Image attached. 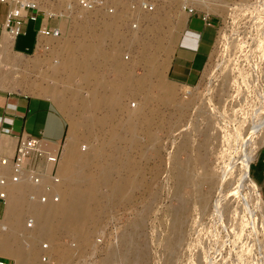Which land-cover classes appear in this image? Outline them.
<instances>
[{
	"label": "rangeland",
	"instance_id": "374dc122",
	"mask_svg": "<svg viewBox=\"0 0 264 264\" xmlns=\"http://www.w3.org/2000/svg\"><path fill=\"white\" fill-rule=\"evenodd\" d=\"M108 1L115 5L113 15L75 7L70 15L50 17L61 22V33L48 40V51L10 55L0 63V87L10 90L27 91L12 66L31 76L41 69L37 76L47 85L45 95L66 116L68 133L75 128L76 151L87 158L85 172L105 171L86 198L94 199L90 217L83 220L87 237L57 232V242L69 251L57 259L49 238L40 236L38 262L264 264V213L239 176L246 154L264 143V124L253 137L255 130L248 133L245 118L239 119L244 115L236 110L256 101L264 82V0H158L154 10L139 12L131 9L136 0ZM183 4L219 19L200 80L190 86L165 75ZM5 11L6 3L0 2V20ZM106 23L114 31L105 29ZM100 43L107 59L94 58ZM253 68L257 78L248 74ZM94 98L110 99L101 105L108 109L93 108ZM66 145L65 139L58 173ZM250 176L264 179L261 156L250 164ZM122 181L124 187L115 191L113 184ZM22 199L34 201L28 192ZM8 203L0 239L9 232L31 234L35 223L28 228L23 220L37 211L24 204L19 215L24 226L14 230ZM44 253L48 256L42 259Z\"/></svg>",
	"mask_w": 264,
	"mask_h": 264
},
{
	"label": "crops",
	"instance_id": "0c3cea01",
	"mask_svg": "<svg viewBox=\"0 0 264 264\" xmlns=\"http://www.w3.org/2000/svg\"><path fill=\"white\" fill-rule=\"evenodd\" d=\"M183 12V21L178 28L169 57L165 65V75L173 82L182 85H195L201 77V72L209 58V53L217 39L219 19L209 15V23L201 18L202 12ZM5 15L0 20V63L9 61L7 57L31 55L39 51L37 42L41 35L37 29L43 25L42 12L36 20L29 19L21 25V31L12 37L4 25ZM45 25H61L51 18L45 20ZM66 42H63V44ZM61 44V46L63 45ZM94 56L107 59L102 43ZM110 54V53H107ZM100 58V59H101ZM101 60H99L100 62ZM98 62V61H97ZM16 71L22 88L27 91L10 90L0 87V131L2 128L11 129L12 134H1L0 151L11 154L16 137L20 133L41 135L44 144L50 149H56L58 144L65 142L68 134V120L56 102L45 95L46 84L35 73ZM10 73V72H9ZM250 175V170H249ZM251 177V176H250ZM259 187L264 203V179L261 182L251 178Z\"/></svg>",
	"mask_w": 264,
	"mask_h": 264
},
{
	"label": "built area",
	"instance_id": "2783aa9c",
	"mask_svg": "<svg viewBox=\"0 0 264 264\" xmlns=\"http://www.w3.org/2000/svg\"><path fill=\"white\" fill-rule=\"evenodd\" d=\"M0 2L6 3L4 25L7 31L12 34V37L21 31V25L23 23L29 19L36 20L40 12H42L43 25L37 29L38 34L42 36H58L61 33L59 26L45 25L46 19L53 16L62 17L70 15L76 6L85 9L98 8L109 13L115 9V5L108 0H0ZM62 2L64 4L63 7H54L57 3ZM157 3L158 0H136L132 1L131 9L134 12L141 10L152 11L156 8ZM183 8L189 13L196 11L194 6L189 4H184ZM201 18L209 23L208 13H201ZM132 25H136L135 21L132 22ZM254 67L256 66L254 65ZM255 69L249 70L248 74L250 76L254 75L257 78L259 74ZM258 91L259 97L256 98V101L245 106L246 109H244L242 104H239L236 108L237 113L240 112L244 115H240L239 119L245 118L244 126L248 128V133L250 130H255L252 133L254 135L253 137L256 136V132L259 133L261 131L264 124V82H259ZM187 95V91L183 93L184 97ZM0 133L6 135L12 134L9 128H2ZM62 143L63 141L58 144L56 149H50L44 144L41 135L20 133L16 137L11 154L0 151L1 229L5 228V224L1 222V218L7 200V187L9 185L19 182L30 185L31 190L28 192V198L31 200H38L40 202H56L59 200L61 177L58 173V165L62 151ZM258 156H261L264 173V143L260 146L254 160ZM33 222V216L28 214L25 218L26 227H32ZM42 247H47L46 242L42 243ZM47 256L45 253L42 254V259H45ZM0 264H15V260L9 256L0 254Z\"/></svg>",
	"mask_w": 264,
	"mask_h": 264
},
{
	"label": "bare ground",
	"instance_id": "6f19581e",
	"mask_svg": "<svg viewBox=\"0 0 264 264\" xmlns=\"http://www.w3.org/2000/svg\"><path fill=\"white\" fill-rule=\"evenodd\" d=\"M61 4H63V2ZM76 7H79V6H76ZM79 8L88 10V11L94 10V9H85L82 7H79ZM115 13L116 11L114 9L113 12L109 14L113 15ZM108 24L109 23H106L105 29L107 30L112 29L114 31V29L110 27ZM59 36L60 35H58L57 37ZM54 37L56 36H42L41 35V37H39L38 39L37 48L38 49L40 48L39 50L41 51H46V50L48 51L49 45H50L48 40ZM94 50L96 51L99 50V46H95ZM65 65H67V63ZM55 94L58 100L62 102L61 93L57 92ZM93 102L96 103L93 108L100 109L104 107L101 105L110 103V99L94 98ZM104 108L108 109V107H104ZM102 121L103 119H100V122ZM73 129H75L74 126H73ZM73 129L71 127L68 133V136L66 138L67 145L65 149L64 158H63V161L65 164L63 165V167L60 169V172H59L62 176V183H64V186L62 189H60L61 186L59 185L60 198L58 201L40 202L38 200H34L31 203L29 202L25 203V201H23L22 199V195L24 194V192H30L31 190L30 185L23 183V182H19V183L11 184L7 187V199L9 203H8L6 210H7V216L9 218H13L12 224H14L15 226L14 230L16 229L20 230V228H23L22 226H24V225H21L22 219L19 217L20 214L22 215V210H23L22 207L24 204H27V207L29 210L33 209L34 211L35 210L37 211L36 214L34 212H32L34 214L31 213L34 218V223H35V227H34L35 230L34 231L31 230L33 232L29 230L31 234L25 235L23 234L25 231L22 230L24 232L18 233V235L16 234L14 235L12 232L3 233L1 235L0 254L13 256L15 258L16 264H40L41 263V262L39 263L37 260L39 259L38 253H40L41 251V249L38 248L39 247L38 238L40 236H46L47 238H49L51 251L53 252L52 254H54L57 259H65L69 252L65 246L63 247L61 245L60 241L57 242V232L65 231L66 233L67 231V232L73 233L75 237H78V238L82 237V239L87 237V235H85V233H87L85 232V226H84L85 221L83 222V220H86V218L90 217L89 216L90 215V211H89L90 202L89 201H94V199L91 198L89 201H87L86 198L89 196L92 197L93 191L96 190L98 186L100 185V183L103 181V174L105 171H102V172L99 171L96 175L85 172L84 165L86 164H83V162L87 158L84 159L82 154L76 151L77 148H75L76 145L74 144L75 138H74ZM257 153H258V150L255 151L253 154L251 153L246 154V157L244 158L240 166L241 169H240L239 176H241L242 184L249 187L250 190H253V196L255 198V202L257 203V205H259V208H261L264 213V203L260 195L259 187L251 179L249 175L250 164L256 157ZM88 158L90 159V157ZM110 168L112 167H109V169ZM123 187H124L123 181L113 184V189L115 191H118L119 189L121 190ZM95 200L96 201L98 200L96 196H95ZM6 203H7V200H6ZM174 220L175 218L171 217L170 223L172 224ZM77 221L79 222L77 223ZM73 234H71V236H73ZM87 234H89V232ZM78 240H81V239H78ZM262 249H261L262 255L264 256V245Z\"/></svg>",
	"mask_w": 264,
	"mask_h": 264
}]
</instances>
